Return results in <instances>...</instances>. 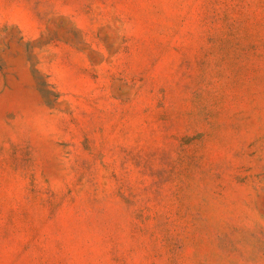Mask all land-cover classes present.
I'll return each instance as SVG.
<instances>
[{
  "label": "rangeland",
  "instance_id": "obj_1",
  "mask_svg": "<svg viewBox=\"0 0 264 264\" xmlns=\"http://www.w3.org/2000/svg\"><path fill=\"white\" fill-rule=\"evenodd\" d=\"M0 264H264V0H0Z\"/></svg>",
  "mask_w": 264,
  "mask_h": 264
}]
</instances>
